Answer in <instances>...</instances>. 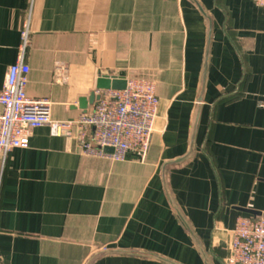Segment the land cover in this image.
Instances as JSON below:
<instances>
[{
	"label": "crops",
	"instance_id": "obj_1",
	"mask_svg": "<svg viewBox=\"0 0 264 264\" xmlns=\"http://www.w3.org/2000/svg\"><path fill=\"white\" fill-rule=\"evenodd\" d=\"M26 19L25 91L53 121L84 113L102 76L151 80L159 104L144 158L85 156L47 127L8 154L0 264H225L236 221L264 215V8L0 0V89Z\"/></svg>",
	"mask_w": 264,
	"mask_h": 264
},
{
	"label": "built area",
	"instance_id": "obj_2",
	"mask_svg": "<svg viewBox=\"0 0 264 264\" xmlns=\"http://www.w3.org/2000/svg\"><path fill=\"white\" fill-rule=\"evenodd\" d=\"M35 0H28L31 10ZM264 8V0H251ZM30 13V11H29ZM29 21L21 25L15 63L8 67L0 89V166L15 149L27 148L31 131L47 127L53 136L76 138L85 156L122 162L128 153L144 158L147 154L158 112L155 83L128 79L123 90H98L91 111L73 121L51 119L47 99L27 96L29 69L24 62L29 46ZM58 68L55 77L63 75ZM105 149H111L106 153ZM225 264H264V218H239L232 231L230 254Z\"/></svg>",
	"mask_w": 264,
	"mask_h": 264
},
{
	"label": "water",
	"instance_id": "obj_3",
	"mask_svg": "<svg viewBox=\"0 0 264 264\" xmlns=\"http://www.w3.org/2000/svg\"><path fill=\"white\" fill-rule=\"evenodd\" d=\"M126 81L123 78H118V77H106L102 76L99 77L96 85V91L98 90H123L125 88ZM98 100V96L95 94V92L91 93L88 98H82L79 100L78 107L80 110H83L85 112L87 110L88 105H92L94 101ZM106 153H111V149H105L104 150ZM255 217H260L264 215H260L259 213H254L251 211H245Z\"/></svg>",
	"mask_w": 264,
	"mask_h": 264
}]
</instances>
